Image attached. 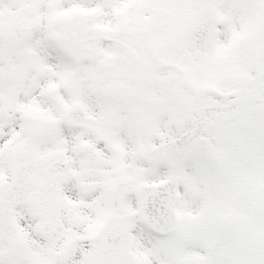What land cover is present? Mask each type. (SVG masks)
<instances>
[{
	"label": "snow or ice",
	"instance_id": "6c2138e0",
	"mask_svg": "<svg viewBox=\"0 0 264 264\" xmlns=\"http://www.w3.org/2000/svg\"><path fill=\"white\" fill-rule=\"evenodd\" d=\"M0 264H264V0H0Z\"/></svg>",
	"mask_w": 264,
	"mask_h": 264
}]
</instances>
